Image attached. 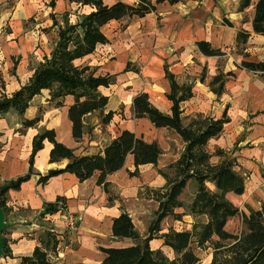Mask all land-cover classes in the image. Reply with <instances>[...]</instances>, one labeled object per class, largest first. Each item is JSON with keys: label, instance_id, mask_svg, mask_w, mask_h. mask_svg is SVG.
Returning a JSON list of instances; mask_svg holds the SVG:
<instances>
[{"label": "crops", "instance_id": "0c3cea01", "mask_svg": "<svg viewBox=\"0 0 264 264\" xmlns=\"http://www.w3.org/2000/svg\"><path fill=\"white\" fill-rule=\"evenodd\" d=\"M113 1L103 0L107 4ZM252 1L243 9H238V0L231 6L228 3L215 6L211 0L162 1L155 10L142 16L104 23L101 28L108 41L97 43L92 52L74 62H86L96 68V73L114 74L113 83L98 86L108 97L104 111L110 109L114 113L107 123H101L98 111L87 112L83 121L86 127L78 139L72 135L67 114L68 103L73 100L70 94L63 97V104L56 105L49 99L48 89L43 88L29 99L22 114L14 108L0 113V186L25 172L31 139L43 127L55 129V138L73 147L77 154L100 150L126 128L144 140L158 142L162 149L158 162L165 154L169 155L161 164H139L137 174L132 175L128 171L134 168L133 158L127 155L121 167L107 173V190L96 182V172L79 180L72 172L62 171L45 182H38V173L63 167L68 161L66 158L50 161L48 153L52 145L43 139L42 147L32 157L30 177L18 188L7 189L1 195L6 222L2 235L8 254L0 258L5 264L14 263L19 255L27 254L39 244V234L45 228L57 237H68L69 247L59 259L68 263L97 262L103 257L100 247L131 243L130 238L111 234L112 217L124 209L125 199L136 195L142 185L161 186L165 178L156 168L176 159L183 147V141L173 129L156 127L147 116L137 117L131 111L132 96L146 91L154 106L169 112L171 101L165 95L169 89L165 66L179 82H192L191 96L180 102L184 122L195 114L220 117L225 112L227 120L222 131L207 142L210 160L216 162L223 157L214 153L216 148H223L231 155L232 151L225 146L234 143V166L240 164L259 175L264 169V82L259 73L238 65L241 59L264 60V35L253 32L251 27ZM91 8L74 0H53V4L50 0H0V26L5 21L9 25L8 29L0 28V92L7 94L17 89L31 75L37 62L50 54L57 29L51 13L57 23H62L63 13L69 22H74L81 12ZM28 18L35 20L34 25L27 22ZM238 30L249 33L244 42H237ZM199 39H207L224 53L203 54L195 44ZM217 73L223 79L219 92L209 84ZM36 115L40 116L37 122L21 127L23 117ZM172 142L176 147L170 152ZM59 196L65 206L60 208L56 203L55 212L41 215L43 204ZM62 209L80 217L76 228H64ZM183 215L191 217L187 227L193 217ZM183 215L178 220H183Z\"/></svg>", "mask_w": 264, "mask_h": 264}, {"label": "trees", "instance_id": "16d2710c", "mask_svg": "<svg viewBox=\"0 0 264 264\" xmlns=\"http://www.w3.org/2000/svg\"><path fill=\"white\" fill-rule=\"evenodd\" d=\"M74 1L89 4L92 8L81 12L74 22H69L66 13H63L62 23H57L51 13L52 23L57 24V29L50 54L44 55L37 62L31 75L17 89L7 94L0 92V113L14 108L22 114L29 99L43 88L48 89L49 99L56 105L63 104V97L70 94L73 100L68 103L67 114L71 120L72 135L78 139L86 127L83 121L87 112L98 111L101 123H107L111 119L114 112L110 109L104 111L108 97L98 90V86L113 83L114 74L96 73L95 67L86 62L76 63L74 60L92 52L97 43L108 41L101 27L109 20L142 16L155 10L158 2L172 3L178 0H114L110 4L103 0ZM238 2V9H243L251 0ZM252 2V31L264 35V0ZM50 4H53V0H50ZM236 33L237 42H244L249 35L243 30ZM195 44L203 54L224 53V50L213 46L207 39L196 40ZM238 65L259 73L264 82V60L241 59ZM128 66L129 63L126 64L127 69ZM164 75L169 80V89L165 94L171 101L169 112L154 106L146 91L135 93L131 103L134 116H147L154 126L173 129L183 141L177 158L157 167V172L165 178L162 185L146 189V196L157 203L146 234H139L129 213L121 209L112 217L111 234L117 238H130L131 243L100 247L103 251L101 260L68 263L53 259L51 254L58 239L54 232L45 228L39 234V244L27 254L19 255L12 264H195L199 259L197 249H205L207 246L212 247L209 264H264V203L257 208L249 207L248 212L234 205L225 193H242L245 174L234 168V158L224 155L223 148L214 150L216 155L223 157L212 162L206 147L208 139L222 131L223 123L227 120L225 112L220 117L195 114L184 122L180 102L191 96L192 82H179L166 66ZM210 79V87L219 92L223 83L221 73L214 74ZM39 117H23L21 127L34 124ZM43 139H47L52 145L48 153L50 161L61 158L68 161L63 167L49 168L44 173H38V182H45L50 176L62 171L72 172L79 180L96 172V182L106 190L107 173L121 167L127 155L133 158L134 168L128 171L132 175L137 174L139 164L147 162L156 165L162 151L155 140H144L141 135L124 128L100 150L77 154L73 147L55 138V129L43 127L31 139L29 165L25 172L0 186L1 206L4 191L18 188L22 181L30 177L32 157L42 147ZM189 191L192 193L187 197ZM56 199L45 202L40 214L55 212ZM184 213L193 217L187 227L175 229L172 225H167L165 229L162 228L164 218L178 220ZM237 213L242 217L240 232L227 230L224 227L227 219ZM152 238L160 239V245L150 246ZM164 245L171 248L172 256L160 248ZM7 251L4 245L3 253L6 255Z\"/></svg>", "mask_w": 264, "mask_h": 264}, {"label": "rangeland", "instance_id": "374dc122", "mask_svg": "<svg viewBox=\"0 0 264 264\" xmlns=\"http://www.w3.org/2000/svg\"><path fill=\"white\" fill-rule=\"evenodd\" d=\"M212 3H214L215 6H217L220 3L226 4L228 3V6H231L233 4L234 0H211ZM233 2V3H232ZM224 18V17H223ZM39 20V18L37 19ZM27 22L29 24L34 25L35 20L28 18ZM32 25L30 27H32ZM0 28L8 29L9 25L5 21L3 25L0 26ZM46 27H43L45 29ZM31 32H29L30 34ZM16 62V60H15ZM170 135V134H168ZM164 134V136H168ZM211 145L213 143L211 142ZM234 143L227 144L225 147L230 149L232 151L231 155H229L228 151H224V155H227L231 158H233L234 154ZM176 145L174 143H171V148H169L170 152L172 149L175 150ZM172 155V154H171ZM169 155L165 154L162 156L161 161L158 162V164H161L164 159H166ZM240 163V162H239ZM234 168L240 170L243 174H245V180L244 185L245 188L242 193L235 194L233 192H226L225 196L233 202L234 205H236L240 210L244 212H248V208H257L262 203H264V169H261L260 172L257 175L256 173H252V171L246 169L245 167L238 164L237 166H234ZM236 169V170H237ZM157 170V168H156ZM147 187H150L149 185H142V189H140L136 195H133L132 197H129L128 199H125L123 208L129 213L132 221L134 222L135 228L141 235H145L148 224L150 220L152 219V213L155 209L157 203L149 196H146V189ZM189 194L191 191L188 192ZM241 215L240 213H237L231 217H229L224 225V227L232 232H240V229L242 228V221H241ZM185 220V221H184ZM191 217L188 215H183V220H172L170 218H164L162 221V228L165 229L167 225H172L175 229H179L181 227H185L187 224V221H190ZM68 243L70 242L68 240V237L66 238ZM149 244L153 247L159 246V240L157 238H152L149 241ZM69 247V246H68ZM163 251L169 256L173 255V252L171 248L167 247L166 245L161 246ZM197 253L199 255V259L197 263L195 264H209L210 258L212 256V247L207 246L205 249H197ZM0 264H5V262L0 258Z\"/></svg>", "mask_w": 264, "mask_h": 264}, {"label": "built area", "instance_id": "2783aa9c", "mask_svg": "<svg viewBox=\"0 0 264 264\" xmlns=\"http://www.w3.org/2000/svg\"><path fill=\"white\" fill-rule=\"evenodd\" d=\"M56 203L58 204V206H60V208L64 207L65 205H63V201L60 198L56 199ZM80 217H78V215H76L74 212H70L67 209H62L61 211V221L62 224L64 226V228L66 229H74L76 228L78 222H79ZM57 244L55 247L54 252L51 254V257L55 260L60 259L63 255H64V249L68 247V241L65 237H57Z\"/></svg>", "mask_w": 264, "mask_h": 264}, {"label": "water", "instance_id": "95a60500", "mask_svg": "<svg viewBox=\"0 0 264 264\" xmlns=\"http://www.w3.org/2000/svg\"><path fill=\"white\" fill-rule=\"evenodd\" d=\"M4 218H5V213H4V209L1 206V202H0V256L4 255L3 247L5 244V239L3 238V235H2V231L4 227L6 226V222Z\"/></svg>", "mask_w": 264, "mask_h": 264}]
</instances>
